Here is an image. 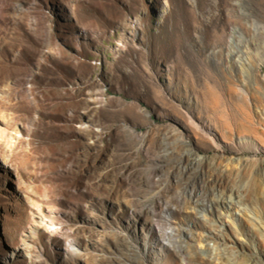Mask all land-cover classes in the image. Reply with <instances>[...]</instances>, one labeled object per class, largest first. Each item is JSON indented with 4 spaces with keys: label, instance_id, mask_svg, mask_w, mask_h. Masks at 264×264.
<instances>
[{
    "label": "rangeland",
    "instance_id": "rangeland-1",
    "mask_svg": "<svg viewBox=\"0 0 264 264\" xmlns=\"http://www.w3.org/2000/svg\"><path fill=\"white\" fill-rule=\"evenodd\" d=\"M0 264H264V0H0Z\"/></svg>",
    "mask_w": 264,
    "mask_h": 264
}]
</instances>
